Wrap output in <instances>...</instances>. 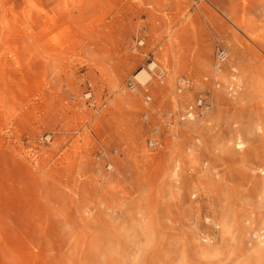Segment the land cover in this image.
I'll return each mask as SVG.
<instances>
[{
  "label": "rangeland",
  "instance_id": "rangeland-1",
  "mask_svg": "<svg viewBox=\"0 0 264 264\" xmlns=\"http://www.w3.org/2000/svg\"><path fill=\"white\" fill-rule=\"evenodd\" d=\"M0 264H264V0H0Z\"/></svg>",
  "mask_w": 264,
  "mask_h": 264
},
{
  "label": "bare ground",
  "instance_id": "bare-ground-1",
  "mask_svg": "<svg viewBox=\"0 0 264 264\" xmlns=\"http://www.w3.org/2000/svg\"><path fill=\"white\" fill-rule=\"evenodd\" d=\"M157 65L155 63L149 65V68L151 70H154ZM136 80H138L142 84H147L151 80V75L150 73L146 70L143 69L140 72H138L135 76Z\"/></svg>",
  "mask_w": 264,
  "mask_h": 264
},
{
  "label": "built area",
  "instance_id": "built-area-1",
  "mask_svg": "<svg viewBox=\"0 0 264 264\" xmlns=\"http://www.w3.org/2000/svg\"><path fill=\"white\" fill-rule=\"evenodd\" d=\"M227 53L225 51H220L218 54V58L220 61H225L227 59Z\"/></svg>",
  "mask_w": 264,
  "mask_h": 264
}]
</instances>
